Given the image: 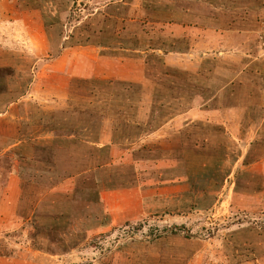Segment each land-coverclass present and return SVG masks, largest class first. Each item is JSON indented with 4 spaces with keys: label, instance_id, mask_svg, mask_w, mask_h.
<instances>
[{
    "label": "rangeland",
    "instance_id": "rangeland-1",
    "mask_svg": "<svg viewBox=\"0 0 264 264\" xmlns=\"http://www.w3.org/2000/svg\"><path fill=\"white\" fill-rule=\"evenodd\" d=\"M17 98L0 264H264V0H0Z\"/></svg>",
    "mask_w": 264,
    "mask_h": 264
},
{
    "label": "crops",
    "instance_id": "crops-1",
    "mask_svg": "<svg viewBox=\"0 0 264 264\" xmlns=\"http://www.w3.org/2000/svg\"><path fill=\"white\" fill-rule=\"evenodd\" d=\"M184 10V9H183ZM181 15L182 16H184V15H186V13H181ZM179 19L182 21L183 20V17H179ZM197 22H199L198 20H197ZM196 22V25L197 26H199V27H201L200 25H201V23L202 22H200V23H197ZM233 24L235 25L236 24V22L235 21H232V19H230L229 21H228V23L226 24L227 26H220V27H218L219 29L217 30V31H215L216 32V34H219V35H225L226 33H229V31L230 30H227V29H233L231 26H233ZM72 49H74L73 47H71ZM71 48H61L60 50H59V52H58V54L56 55V56H52L51 58H45V59H43V61H44V66H45V64L46 63H48V62H54V61H56V60H61V59H66L67 58V61L69 62V61H72L73 60V58H74V56L72 55V53H74V51L71 49ZM225 66L227 67V68H229V70H230V67H231V65L230 64H225ZM72 67V65L70 66V65H68V67L67 66H65V70L66 69H68V68H71ZM235 69H237V68H235ZM236 71V70H235ZM239 74H237V76H238ZM236 76V77H237ZM232 79V80H231ZM237 80H240V79H238V78H230V77H220V78H218V81H217V79H215V82H219V83H222V84H224V87L223 88H221V89H223V91H225V96H223V100H225L226 101V99H228L229 100V96L227 97V95H228V93H226V92H228V91H230V89L227 87L228 85H230L231 83H233L234 82V84L237 82ZM208 81L209 82H213L214 81V79L211 77V78H209L208 79ZM225 89V90H224ZM211 95H213V97H212V100H214V98H216L217 97V95H218V93H216V95H215V92H212V94ZM19 99L17 98L16 100H14V101H10V102H8L7 104H8V106L7 107H4L3 108V110H0V111H4L3 112V115L4 116H7L6 114H7V112L11 109V107L18 101ZM6 104V105H7ZM15 141V140H14ZM12 142V140L6 145V147L5 148H7V149H12V148H17L19 145H21V146H23V144L20 142V141H16V142ZM86 166H88L87 164L84 166V168L82 169V171L81 172H79V173H76L78 176H79V181H80V183L84 186V188H88L89 186H90V183H89V181H90V178H89V176H87L86 175V172L87 171H89V170H87V168H86ZM94 182V185H95V181L93 180V179H91V183H93ZM93 186V185H92Z\"/></svg>",
    "mask_w": 264,
    "mask_h": 264
},
{
    "label": "trees",
    "instance_id": "trees-1",
    "mask_svg": "<svg viewBox=\"0 0 264 264\" xmlns=\"http://www.w3.org/2000/svg\"><path fill=\"white\" fill-rule=\"evenodd\" d=\"M143 225H144V224H143L142 221H141V222L139 223V225H137L136 229H140V228H142ZM180 229H181V226L178 227L177 225H174L173 227H168V228L163 229L162 232H166V231H168V232L171 233V234H175V233H177L178 231H180ZM151 234L154 235L156 238L161 236V233H159V232L151 233Z\"/></svg>",
    "mask_w": 264,
    "mask_h": 264
}]
</instances>
